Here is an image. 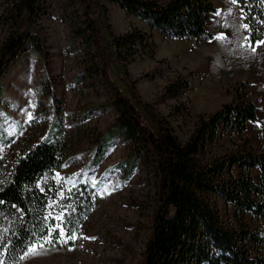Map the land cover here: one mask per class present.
I'll use <instances>...</instances> for the list:
<instances>
[{"label": "trees", "instance_id": "16d2710c", "mask_svg": "<svg viewBox=\"0 0 264 264\" xmlns=\"http://www.w3.org/2000/svg\"><path fill=\"white\" fill-rule=\"evenodd\" d=\"M67 1L72 5V39L80 38L90 53L95 50L98 74L111 89V104L117 112L98 137L88 167H97L114 141L123 138L131 149L127 158L115 164V169L121 170L119 175L128 179L142 165L154 169L159 178V208L142 264H264V232L252 229L246 220L247 216L253 221L264 219V122L258 123V107L249 96L248 82L235 85L230 102L208 116L201 115L183 143L169 122L140 99L126 76L139 47L147 45L148 34L135 28L115 35L106 22L107 7L102 0ZM103 1L119 4L128 15L143 20L165 38L202 44L217 35L208 29L211 16L218 11L213 0ZM234 2L248 25L251 45L264 41V0ZM42 3L3 0L0 21L6 33L0 39V99L5 92L3 78L19 53L26 46L44 51L37 29ZM115 60L125 72L121 80L126 89L112 77ZM188 87V81L177 79L164 93L177 97ZM42 88L39 100L42 95L50 99L44 135L22 144L20 155L11 164L0 159V264H20L30 242L46 235L49 224L59 223L48 213L51 202L62 201L66 230L74 229L78 235L100 198V182L83 178V172L61 196L64 190L55 171L71 161L67 156L69 139L60 116L61 99L51 82L43 83ZM249 123H254L258 132L259 151L245 137ZM233 134L241 137L244 149L211 154L219 138ZM15 139L4 122L1 143L9 147ZM212 196L234 207L236 225L222 220ZM58 233L59 229L53 233L54 241ZM75 243L69 240L52 245L71 248Z\"/></svg>", "mask_w": 264, "mask_h": 264}, {"label": "rangeland", "instance_id": "374dc122", "mask_svg": "<svg viewBox=\"0 0 264 264\" xmlns=\"http://www.w3.org/2000/svg\"><path fill=\"white\" fill-rule=\"evenodd\" d=\"M213 2L218 11L211 16L208 29L217 35L195 44L165 38L143 20L128 15L119 4L101 1L107 7L106 22L115 35L135 28L148 34L147 45L139 47L126 76L140 99L169 122L183 143L201 115L208 116L233 99L235 85L240 82H248L249 96L258 107V123L264 122V41L251 45L248 25L234 0ZM42 4L37 29L44 51L26 46L3 78L0 126L3 128L5 122L7 132L16 139L9 147L0 141V159L11 164L20 155L22 144L36 142L44 135L50 99L39 98L43 83L49 81L62 101L60 116L69 139L67 156L71 161L55 171L62 182V196L83 172V178L100 182V198L73 247L46 245L44 251L22 259L20 264H142L159 208V178L154 169L142 165L128 179L119 175L121 170L115 169V164L127 158L131 149L123 138L114 141L97 167H88L98 137L117 116L111 104L113 94L98 74L95 50L90 53L80 38L72 39V5L67 0H43ZM3 11L0 0V18ZM5 33L0 21V39ZM104 35L111 40L108 32ZM111 74L126 89L120 62L114 61ZM177 79L188 81L189 87L180 96H166L165 87ZM245 137L253 148L261 149L254 123L248 124ZM244 148L240 136L225 135L211 148V154ZM212 201L222 220L236 225L234 207L220 197L212 196ZM62 206V201L51 202L48 213L64 215ZM246 220L252 229L264 232V219L253 221L247 216Z\"/></svg>", "mask_w": 264, "mask_h": 264}, {"label": "snow or ice", "instance_id": "6c2138e0", "mask_svg": "<svg viewBox=\"0 0 264 264\" xmlns=\"http://www.w3.org/2000/svg\"><path fill=\"white\" fill-rule=\"evenodd\" d=\"M244 27H247V25H245ZM62 195L63 194L61 193V196ZM53 219L58 220L59 223L49 224L47 228V234L44 235L42 238L34 239L32 242H30V246L27 248L25 256L21 257V259H24L30 255L39 254L40 252L45 250L46 245H52L54 243L65 244L69 240L74 241L78 238L74 229L66 230L63 213H61V215L58 217H53ZM68 223H71V221H68ZM57 229H59V233L54 241L52 236L53 233L57 231ZM68 232H71V234H67Z\"/></svg>", "mask_w": 264, "mask_h": 264}]
</instances>
